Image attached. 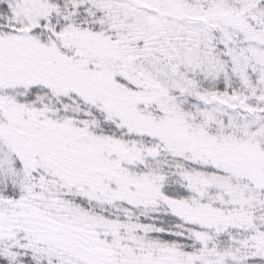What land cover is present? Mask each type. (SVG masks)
Listing matches in <instances>:
<instances>
[{
	"label": "snow or ice",
	"instance_id": "1",
	"mask_svg": "<svg viewBox=\"0 0 264 264\" xmlns=\"http://www.w3.org/2000/svg\"><path fill=\"white\" fill-rule=\"evenodd\" d=\"M0 264H264V0H0Z\"/></svg>",
	"mask_w": 264,
	"mask_h": 264
}]
</instances>
